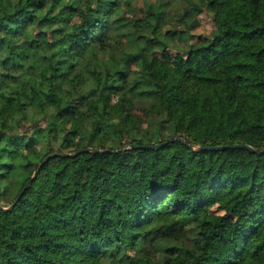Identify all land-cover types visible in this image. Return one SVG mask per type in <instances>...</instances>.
Here are the masks:
<instances>
[{
    "label": "trees",
    "instance_id": "16d2710c",
    "mask_svg": "<svg viewBox=\"0 0 264 264\" xmlns=\"http://www.w3.org/2000/svg\"><path fill=\"white\" fill-rule=\"evenodd\" d=\"M169 4L0 0V264H264V152L197 149L264 148V0Z\"/></svg>",
    "mask_w": 264,
    "mask_h": 264
},
{
    "label": "rangeland",
    "instance_id": "374dc122",
    "mask_svg": "<svg viewBox=\"0 0 264 264\" xmlns=\"http://www.w3.org/2000/svg\"><path fill=\"white\" fill-rule=\"evenodd\" d=\"M140 2L143 3V1L145 0H139ZM149 1V0H148ZM153 1H157V0H153ZM169 1L171 4H169L167 6V11L168 13L165 16L164 19V24L162 25V31L164 33V29L171 27L172 24L175 23V19L176 17H179L182 14V10L183 8L190 4L192 0H167ZM192 17H195L198 20V25L196 27V29L194 30L195 33H210L214 28H215V23L213 22V20L211 19L210 15L206 12H200L197 14H194ZM189 41V38H185V40H179L178 43L181 44H187V42ZM14 64H12V71L16 74V73H20V69L17 70L16 69V65L13 66ZM55 139V144L58 145V135H56V137H54ZM36 150L40 149L39 144L35 147Z\"/></svg>",
    "mask_w": 264,
    "mask_h": 264
},
{
    "label": "water",
    "instance_id": "95a60500",
    "mask_svg": "<svg viewBox=\"0 0 264 264\" xmlns=\"http://www.w3.org/2000/svg\"><path fill=\"white\" fill-rule=\"evenodd\" d=\"M174 138H176L178 140H182L184 142H187L185 137H183L181 135H176L175 137H169L164 143H166L168 141H171ZM159 145H161V143L133 144L130 140H126V141H124L121 144V146L119 148L113 149V148L108 147V148H106V150L120 151V150H123V149H125V148H127L129 146L142 148V147H155V146H159ZM192 147L195 148L194 146H192ZM225 147H246V148H248L249 150H252V151L264 152V148L255 147V146H252L250 144H245V143H233V144H228V145H200L197 149H200V150H202V149H221V148H225ZM93 150L94 151L95 150H101V147H99V146H96V147H94V146H84V147H81L80 149H78L76 151H73V152L58 151L56 153H52V154L47 155L44 158V160L42 161V163L45 162L51 155H54V154L75 155V154H78V153L83 152V151H93ZM38 171H39V168L35 171L34 175L28 180V182L25 185L24 189L36 177ZM18 198L9 206H4V205H2L0 203V207L3 208L4 210H9V209L13 208V206L17 203Z\"/></svg>",
    "mask_w": 264,
    "mask_h": 264
}]
</instances>
